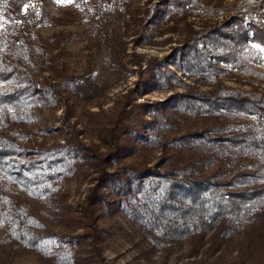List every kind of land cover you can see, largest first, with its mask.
<instances>
[{
	"label": "trees",
	"instance_id": "trees-1",
	"mask_svg": "<svg viewBox=\"0 0 264 264\" xmlns=\"http://www.w3.org/2000/svg\"><path fill=\"white\" fill-rule=\"evenodd\" d=\"M51 5V0H0V264L25 254L47 264H82L85 247L101 256L105 236L98 220L108 195L156 250L172 254L188 246L193 256L206 244L219 248L244 231L242 250L221 264H264V94L222 89L195 97L205 112L222 118L199 131L154 135L148 142L160 154L153 163L121 161L133 153L130 138H143L141 122L108 129V139L100 137L104 152L77 133L62 143L30 145L33 106L62 101L60 91L71 86L62 75L44 87L35 84L38 65L51 58L53 40L36 26L58 23ZM214 35L241 52L251 43L264 47V0L238 1L235 13L206 37ZM188 98L173 94L157 104L187 108ZM161 118V128L172 129ZM83 167L95 176L81 216L62 223L54 196L66 179L81 177ZM12 183L21 194L11 190Z\"/></svg>",
	"mask_w": 264,
	"mask_h": 264
},
{
	"label": "rangeland",
	"instance_id": "rangeland-1",
	"mask_svg": "<svg viewBox=\"0 0 264 264\" xmlns=\"http://www.w3.org/2000/svg\"><path fill=\"white\" fill-rule=\"evenodd\" d=\"M238 1L51 0L58 23L36 26L39 34L53 40L51 58L38 65L35 84L44 87L64 76L71 86L60 91L62 101L33 106L27 126L30 145L62 143L77 133L80 141L104 152L107 146L100 137L107 138L108 129L124 124L135 128L141 122L143 138H130L128 150L133 153L121 161L153 163L160 154L148 142L154 135L195 132L222 118L216 111L205 112L195 97L222 89L264 94V47L251 43L252 48L241 52L229 40L222 44L215 35L206 37L235 13ZM173 94L189 97L188 107L165 109L157 104ZM161 117L172 129L161 128ZM81 171V177L66 179L54 196L62 223L81 216V202L95 176L92 168ZM10 188L20 193L17 184ZM114 200L108 195L100 208L102 254L97 257L85 247L82 264H221L246 242L241 231L216 249L206 244L191 256L184 246L167 254L140 238ZM12 264L47 263L25 254Z\"/></svg>",
	"mask_w": 264,
	"mask_h": 264
}]
</instances>
